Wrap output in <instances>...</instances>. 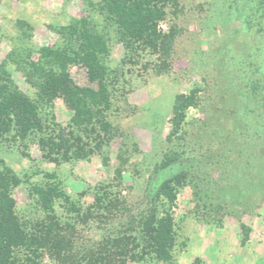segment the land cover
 I'll return each mask as SVG.
<instances>
[{"label": "rangeland", "instance_id": "374dc122", "mask_svg": "<svg viewBox=\"0 0 264 264\" xmlns=\"http://www.w3.org/2000/svg\"><path fill=\"white\" fill-rule=\"evenodd\" d=\"M231 1L180 0L177 17L170 12L160 24L167 29L173 23L180 30L168 69L162 71L163 63L150 50L125 47L118 27L103 10V0H0V64H5L22 92L39 103L46 125L44 132H34L25 140L12 131L0 141V165L22 179L12 189L16 213L29 227L44 219L32 186L48 182L59 183L81 207L80 217L93 204L99 185L108 186L118 206L117 216L106 224L110 233L101 225L105 219L94 216L83 223L68 204L56 201L59 220L74 226L65 229L72 233L74 256L61 262L45 252L38 264H77L88 247L125 230L151 205L148 181L154 166L171 149L194 158L189 180L176 191L171 208L173 261L127 264H264V143L246 137L243 123L248 118L231 110L227 77L214 63L222 46L242 50L256 45L262 57L264 35L256 26L244 28L239 13L227 6ZM81 18L106 38L109 47L104 62L112 104L106 119L115 132L88 157L55 162L42 148L41 137L60 128L77 131L72 117L84 112L86 101L81 99L76 110L63 97L52 105L43 103L41 78L30 73L24 60L43 65L38 48L62 46L61 30ZM19 49L22 64L7 57ZM71 74L79 85L88 84L83 67H72ZM195 87L201 90L199 105L187 110L183 137L168 142L174 95ZM117 168L122 169V182L116 179ZM19 255L24 258V251Z\"/></svg>", "mask_w": 264, "mask_h": 264}, {"label": "trees", "instance_id": "16d2710c", "mask_svg": "<svg viewBox=\"0 0 264 264\" xmlns=\"http://www.w3.org/2000/svg\"><path fill=\"white\" fill-rule=\"evenodd\" d=\"M179 3L180 0H103V10L118 27L125 47L133 51L138 48L150 50L163 63L160 66L163 71L168 69L167 63L180 30L173 23L167 29L160 24L166 21L170 12L177 17ZM233 3L232 0L227 6L239 13L244 28L250 30L256 26L264 35V0H238ZM61 35L64 38L62 46L38 48L43 65L24 60L30 73L41 78L39 96L43 103L52 105L54 99L63 97L66 105L76 110L81 99L86 101L84 112H76L72 117L77 131L60 128L57 133L41 137L42 148L48 149L49 158L55 162L86 158L101 149L115 132L106 119V111L112 104L108 69L104 62L109 53L106 38L93 30L86 18L65 27ZM260 48L247 45L242 50H236L233 46H222L216 50L214 63L215 69L227 77L226 93L233 100L231 110L248 118L243 123L246 137L252 140L255 136L264 143V50L261 57ZM7 57L22 64L20 49L10 52ZM74 66L85 69L87 85H79L74 80L71 74ZM200 92V88L195 87L189 92L174 95L168 142L183 137L187 110L199 105ZM45 129L39 103L22 92L14 84L5 64H0V141L12 131L25 140L30 134L41 133ZM52 153L59 156H51ZM193 161L194 158L186 156L183 151H166L154 166L147 184L151 205L134 217L125 230L108 234L86 250L82 248L85 251L75 260L76 263L127 264L146 259L172 263L176 238L171 208L176 191L189 180V168ZM122 177V169L117 168L116 179L122 182ZM21 181L10 167L0 165V264H38L37 259L45 252L61 262L71 259L74 250L72 233L67 234L65 229L74 226L59 220L55 211V203L59 200L68 204L83 223L94 216L105 219L101 225L112 232L106 224L117 216L115 210L118 206L116 196L108 190V186H98L93 204L80 217L81 207L71 200L59 183L33 185L32 191L45 217L29 227L16 213V202L12 196V189ZM20 251L25 253L22 259Z\"/></svg>", "mask_w": 264, "mask_h": 264}]
</instances>
